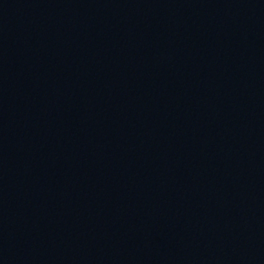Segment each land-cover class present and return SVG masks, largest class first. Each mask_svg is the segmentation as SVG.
<instances>
[{
  "label": "water",
  "instance_id": "1",
  "mask_svg": "<svg viewBox=\"0 0 264 264\" xmlns=\"http://www.w3.org/2000/svg\"><path fill=\"white\" fill-rule=\"evenodd\" d=\"M90 264H264V0H117Z\"/></svg>",
  "mask_w": 264,
  "mask_h": 264
}]
</instances>
